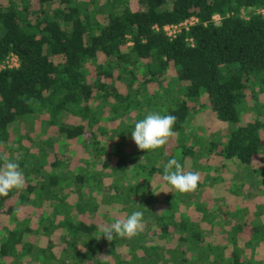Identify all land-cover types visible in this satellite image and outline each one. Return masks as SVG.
Listing matches in <instances>:
<instances>
[{"label":"trees","instance_id":"1","mask_svg":"<svg viewBox=\"0 0 264 264\" xmlns=\"http://www.w3.org/2000/svg\"><path fill=\"white\" fill-rule=\"evenodd\" d=\"M259 7L264 0H0V62L17 57L0 67V167L16 161L25 178L0 196V264H264ZM190 15L188 28L163 30ZM204 107L228 125L222 137L186 135ZM152 112L176 116V135L132 149L135 123ZM77 142L90 157L72 163ZM172 158L200 173L196 191L162 179ZM206 158L219 161L213 174ZM105 203L112 216L99 214ZM20 206L37 222L14 218ZM134 211L143 212L137 236L105 238L102 227Z\"/></svg>","mask_w":264,"mask_h":264},{"label":"clouds","instance_id":"2","mask_svg":"<svg viewBox=\"0 0 264 264\" xmlns=\"http://www.w3.org/2000/svg\"><path fill=\"white\" fill-rule=\"evenodd\" d=\"M176 119L177 117L171 114L149 113L135 123L131 133L132 139L140 150L161 148L170 137L176 135L173 131ZM3 159V166L0 167V196H7L13 189L22 190L25 187V178L16 161L8 160L6 157ZM162 179L175 190L187 193L196 191L201 177L199 172H185L178 160L172 158L164 165ZM143 226V212L134 211L125 219H115L113 223L102 227L100 231L109 241L114 237L132 239L143 230Z\"/></svg>","mask_w":264,"mask_h":264},{"label":"rangeland","instance_id":"3","mask_svg":"<svg viewBox=\"0 0 264 264\" xmlns=\"http://www.w3.org/2000/svg\"><path fill=\"white\" fill-rule=\"evenodd\" d=\"M246 117H247V115L243 114V118H246ZM191 120H192L193 125H192V128L186 126V130H185V132L187 133V134L185 133L186 135H188V133L191 132V131H197L200 135L214 136V137H219L220 138V137H222L224 135L225 128L228 126V125H225L224 123L220 122L215 117V115L212 113V111H210V109L207 108V107H204V109L199 111V112L197 111V113H195L193 115V119H191ZM17 127L19 128L20 131L25 132V127L23 128L22 126H19V125ZM115 139H117V138L115 137ZM127 139H128V136H127ZM12 141H14V136H13ZM101 141L104 142V138H101ZM126 143H127L128 146L132 147V149H134V150L139 149L138 146L135 144L134 140L132 138H130V136H129V139H128V141ZM9 145H12V143H9L7 145V147ZM69 148L72 149V154H71V156H72L71 157L72 158L71 162L72 163H73V158H75L77 161H79L80 159H83V158H86V157L88 158V156L90 157V154H89L88 151H86V148L83 147V145L78 143V142L75 145L72 143L69 146ZM170 150H172V147H171ZM95 158L98 159V157H95ZM161 158L164 159L163 155L161 156ZM218 162L219 161L217 159L206 158L204 160V167L207 169L208 173L213 174L216 171V168H214V166ZM190 164H191V159H185L183 167L189 168ZM232 169L234 170L233 173H232V176H234L236 179H238L239 177L240 178L243 177V179L249 180L247 176H244V173H243L244 170H242L241 167L233 166ZM229 175L230 174L225 173L224 177L225 178H229ZM228 181H229L228 183L234 182L233 180H228ZM225 184H227V183H225ZM219 187H222V186H220V184L217 183V184H215L213 186V190L218 189ZM233 189H237L236 186L233 187ZM242 191L243 190H238L239 193L240 192L242 193ZM249 192H250L251 195H254V194L257 193V189L249 190ZM156 194L159 195V196H163L164 188L156 189ZM15 195H16V193H15ZM232 195L236 196V194H232ZM232 195H230V198H234ZM16 199H18V197L14 196L12 198L11 202L15 203ZM263 203H264V201L260 202L259 205H262ZM192 205L193 204H191V206ZM42 207H43V205H42ZM111 207H112L111 204H106V203L105 204H101L99 206V208H98L99 214H101V215L108 214V215L112 216V214H110ZM42 210H44V209H42ZM29 212L31 213V215L28 214ZM12 215H13L14 218L25 219V220L28 221V223H31V224L37 222L36 219H35L36 221H33V219L36 218L35 215H37V211H35V209H34V211H32L31 207L20 206L17 209V211L15 209V212H13ZM27 215H30L29 218L27 217ZM1 220L4 222V219H1ZM6 222H7V219H6ZM0 224H1V221H0ZM99 226H103L102 223H100Z\"/></svg>","mask_w":264,"mask_h":264},{"label":"built area","instance_id":"4","mask_svg":"<svg viewBox=\"0 0 264 264\" xmlns=\"http://www.w3.org/2000/svg\"><path fill=\"white\" fill-rule=\"evenodd\" d=\"M256 12H264V9L259 7L255 9ZM242 11V10H241ZM243 13V12H242ZM246 15V14H244ZM212 20L214 22H218L220 16L218 13L212 14ZM197 21V17L194 15H190L188 17L183 18L182 20L178 22H168L165 23L162 28L165 31L167 35L173 36L175 35L176 32L180 31L181 28H188L191 24L195 23ZM17 64V57L15 54L10 53L8 54L1 62H0V67L4 66H13Z\"/></svg>","mask_w":264,"mask_h":264}]
</instances>
